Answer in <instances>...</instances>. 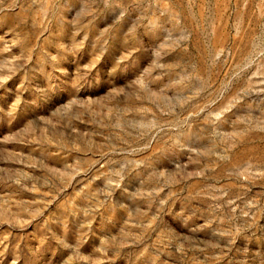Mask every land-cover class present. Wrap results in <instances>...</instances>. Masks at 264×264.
<instances>
[{
  "label": "rangeland",
  "instance_id": "rangeland-1",
  "mask_svg": "<svg viewBox=\"0 0 264 264\" xmlns=\"http://www.w3.org/2000/svg\"><path fill=\"white\" fill-rule=\"evenodd\" d=\"M0 264H264V0H0Z\"/></svg>",
  "mask_w": 264,
  "mask_h": 264
}]
</instances>
